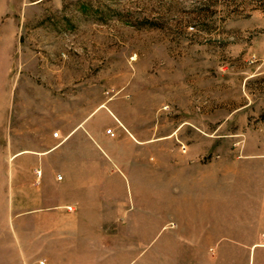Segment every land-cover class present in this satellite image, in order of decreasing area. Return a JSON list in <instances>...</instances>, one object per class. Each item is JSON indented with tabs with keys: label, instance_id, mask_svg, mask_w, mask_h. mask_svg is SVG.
Masks as SVG:
<instances>
[{
	"label": "rangeland",
	"instance_id": "374dc122",
	"mask_svg": "<svg viewBox=\"0 0 264 264\" xmlns=\"http://www.w3.org/2000/svg\"><path fill=\"white\" fill-rule=\"evenodd\" d=\"M100 106L140 147L199 148L207 161L264 143V0H0V264L51 260L69 237L53 228H120L92 237L149 246L175 225L149 219L130 184L131 203L105 206L108 219L78 218L62 172L41 169L54 161L37 152L44 123H80Z\"/></svg>",
	"mask_w": 264,
	"mask_h": 264
},
{
	"label": "crops",
	"instance_id": "0c3cea01",
	"mask_svg": "<svg viewBox=\"0 0 264 264\" xmlns=\"http://www.w3.org/2000/svg\"><path fill=\"white\" fill-rule=\"evenodd\" d=\"M93 114L98 118L93 120ZM111 124L119 129L113 136L104 132ZM50 126L57 127L59 137L50 134ZM80 127L92 146L82 148L74 142ZM43 130L46 149L37 152L51 153L54 161L39 165L45 172H62V183L70 188L69 201L75 203L78 218L108 219L105 206L131 203L130 184L138 202L141 196L148 197L149 219L175 223L155 230L156 235L164 230V237L149 246L126 243L122 238L92 237L108 236L110 231L124 234L125 229L120 228L108 230L94 224L53 228L69 237L59 240L49 252L51 260L45 257L44 264H260L264 252V143L247 142L207 161L199 148L182 154L177 148L156 144L140 147L135 130L120 129L116 117L101 106L80 123L49 120ZM248 133L255 135H245ZM26 145L23 150L29 151L34 143ZM86 204H90L88 211L84 210ZM117 212L123 211L112 217ZM141 232L132 228L131 234Z\"/></svg>",
	"mask_w": 264,
	"mask_h": 264
},
{
	"label": "built area",
	"instance_id": "2783aa9c",
	"mask_svg": "<svg viewBox=\"0 0 264 264\" xmlns=\"http://www.w3.org/2000/svg\"><path fill=\"white\" fill-rule=\"evenodd\" d=\"M107 132L113 134V132L111 131V129H108ZM52 134H53V136H55V137H59V136H60L58 130H57V131H54ZM58 178H61V176L59 175Z\"/></svg>",
	"mask_w": 264,
	"mask_h": 264
}]
</instances>
